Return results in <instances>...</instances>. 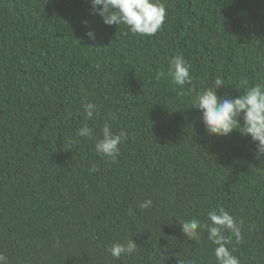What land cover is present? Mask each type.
Listing matches in <instances>:
<instances>
[{"label":"trees","instance_id":"trees-1","mask_svg":"<svg viewBox=\"0 0 264 264\" xmlns=\"http://www.w3.org/2000/svg\"><path fill=\"white\" fill-rule=\"evenodd\" d=\"M161 2L162 30L140 36L105 25L89 0H0V251L10 264H216L207 230L189 240L179 222L209 223L218 207L243 221L228 245L240 264H264V157L238 131L209 136L194 107L218 79L228 98L264 80V0ZM177 55L191 65L182 88L167 75ZM85 101L98 105L91 120ZM106 121L128 133L115 163L95 152ZM84 124L93 138L69 149ZM131 237L133 255L106 251Z\"/></svg>","mask_w":264,"mask_h":264},{"label":"clouds","instance_id":"clouds-1","mask_svg":"<svg viewBox=\"0 0 264 264\" xmlns=\"http://www.w3.org/2000/svg\"><path fill=\"white\" fill-rule=\"evenodd\" d=\"M91 9L99 15L105 25H125L134 35L153 36L162 30L167 16V9L161 0H89ZM87 24V22H85ZM89 39H95V33H86ZM191 65L182 55L172 58L167 75L172 82L181 88L191 83ZM160 75H163L161 73ZM159 78V76L157 77ZM224 82L216 80L215 90L209 88L196 97L194 107L201 113L202 123L209 136L226 137L233 131H238L242 136L250 137L256 147V158L264 157V80L260 83L241 91L235 98L221 97L217 95ZM238 90V89H237ZM98 105L85 101L83 112L86 120L93 119L98 114ZM109 121H115V113L108 114ZM109 121L102 128V138L95 143V152L110 162H118L120 145L126 141L128 133L120 130L113 133ZM242 121V123H241ZM92 127L84 124L76 131V138L70 139L69 149L78 144L79 138H93ZM95 165L89 170V174L96 172ZM153 201L144 200L138 207L142 210L151 208ZM129 215H134L133 210H128ZM209 223L201 224L197 219L179 222L182 232L189 240H199L200 231L206 229L208 239L216 245L214 256L216 264H240L239 258L234 255L235 249L228 245L234 237L241 239V227L243 221H238L223 207L213 208L207 213ZM60 241L57 239V245ZM106 251L119 260L122 256H131L138 251L137 244L132 237L125 243H113ZM0 264H10L9 257L0 251ZM191 264V262H188Z\"/></svg>","mask_w":264,"mask_h":264}]
</instances>
